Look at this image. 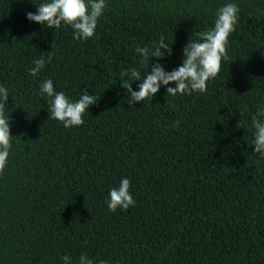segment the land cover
Wrapping results in <instances>:
<instances>
[{
    "label": "trees",
    "instance_id": "trees-1",
    "mask_svg": "<svg viewBox=\"0 0 264 264\" xmlns=\"http://www.w3.org/2000/svg\"><path fill=\"white\" fill-rule=\"evenodd\" d=\"M45 2L0 0V86L14 136L0 174V264H78L82 254L95 264H264V157L251 145L264 105V0H106L86 40L26 18ZM227 3L239 19L207 91L161 87L129 105L120 72H146L135 49L163 36L172 53L148 70L171 71ZM46 79L73 101L99 97L83 125L49 117ZM122 178L136 204L113 212L106 201Z\"/></svg>",
    "mask_w": 264,
    "mask_h": 264
},
{
    "label": "clouds",
    "instance_id": "clouds-1",
    "mask_svg": "<svg viewBox=\"0 0 264 264\" xmlns=\"http://www.w3.org/2000/svg\"><path fill=\"white\" fill-rule=\"evenodd\" d=\"M37 7L35 13L27 12L26 18L49 29H59L62 24L69 25L73 29L74 40H86L95 34L99 18L106 8V0H47ZM239 8L235 3H227L218 9L214 27L206 31L197 32L198 40L191 41L183 48V59L181 65L171 71H166L165 66L159 62L152 63V58L157 61L171 55L172 47L165 42L161 36L159 41H154L151 46L137 47L135 51L141 57L140 63L146 69L142 76L136 68L122 70L119 79L121 86L130 94L129 105L134 103L150 102L165 87L166 94L176 96L177 94H188L192 92L204 93L207 84L217 77L222 68V61L228 58L227 48L229 36L235 31L239 19ZM52 56L36 59L34 67L29 69L32 76H37L50 62ZM128 79L125 80L124 78ZM139 81L138 90L132 88L133 82ZM175 84V87L169 85ZM41 95L52 97L49 117L63 123L65 128L81 126L84 124V113L89 107L96 105L99 97L84 91L78 100H71L63 92H56L53 81L46 79L40 88ZM9 91L0 86V174L3 173L10 149L12 138L10 132V113L7 101ZM252 127L255 129L251 145L253 152L264 157V105H262L252 117ZM131 181L122 178L118 187H113L106 201L110 211L115 212L117 208L127 210L134 207L136 201L129 192ZM64 264H71L69 256H63ZM78 264H95L86 254H82ZM99 264H108L107 260H100Z\"/></svg>",
    "mask_w": 264,
    "mask_h": 264
}]
</instances>
